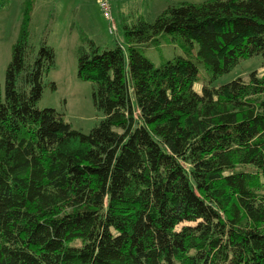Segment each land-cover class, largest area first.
<instances>
[{"label":"trees","instance_id":"16d2710c","mask_svg":"<svg viewBox=\"0 0 264 264\" xmlns=\"http://www.w3.org/2000/svg\"><path fill=\"white\" fill-rule=\"evenodd\" d=\"M32 5L0 93V264H264V74L209 85L264 67V0L169 5L113 48L82 36L78 78L102 114L88 134L38 108L56 55L29 40ZM161 34L197 45L200 94L194 63L139 52Z\"/></svg>","mask_w":264,"mask_h":264},{"label":"rangeland","instance_id":"374dc122","mask_svg":"<svg viewBox=\"0 0 264 264\" xmlns=\"http://www.w3.org/2000/svg\"><path fill=\"white\" fill-rule=\"evenodd\" d=\"M25 1L0 0L1 99L4 97L6 68L10 62L12 46L16 42L21 25V6ZM73 1L83 2L84 5V9L81 12L77 10L75 16L70 13L71 4H73L71 2ZM116 1L121 2L123 0ZM132 1L135 0H126V2ZM158 1L164 11L169 5L180 3L199 4L205 0ZM142 2L146 5L149 0H137L138 5ZM55 7H57V10ZM77 16H79V19ZM78 21L83 22V28L77 25ZM113 22L111 35L108 22L102 18L98 9L97 0H63L62 2L33 0L29 13L27 25L29 40L38 45L41 39H44L46 44L54 49L56 55L54 69L43 78V93L38 108L53 109L57 113L63 114L65 121L74 130L83 134H88L98 125L102 119V114L93 105L94 85L78 78L76 50L81 44L82 36L101 48H113L115 42L123 44L121 24L120 22V25L116 23L114 16ZM158 40L157 45L139 47V52L156 68L177 57L185 58L194 63L199 73L193 89L200 94L201 88L206 85L210 74L205 70L204 65L196 59L197 45L194 43L192 49L185 48L176 34H161L158 36ZM254 70L259 75L264 74V67L261 66L259 57L239 62L229 74L218 78L209 85L219 87L236 78L246 81L248 74ZM51 84L54 85V88L51 87Z\"/></svg>","mask_w":264,"mask_h":264},{"label":"crops","instance_id":"0c3cea01","mask_svg":"<svg viewBox=\"0 0 264 264\" xmlns=\"http://www.w3.org/2000/svg\"><path fill=\"white\" fill-rule=\"evenodd\" d=\"M52 1V0H50ZM57 2H62L63 0H55ZM143 1V0H142ZM111 0L112 4V10H113V16L114 19L116 20V23L118 25L121 24V28L131 25V23L136 19V18H143L144 20L151 22V20H154L158 15L162 13V6H160L158 0H149V2L146 3V5L143 4V2L138 7L139 5L137 4V0L132 1V2H126V0H123L121 2H118L115 0ZM71 8H70V13L71 15H76L77 10L84 9L83 2L80 1H73L71 2ZM57 10V7H55ZM85 13V12H84ZM83 13V14H84ZM79 16H77L78 18ZM79 19V18H78ZM120 22V24H119ZM83 22L78 21L77 25L79 27L81 26L83 28ZM75 26V25H74Z\"/></svg>","mask_w":264,"mask_h":264},{"label":"built area","instance_id":"2783aa9c","mask_svg":"<svg viewBox=\"0 0 264 264\" xmlns=\"http://www.w3.org/2000/svg\"><path fill=\"white\" fill-rule=\"evenodd\" d=\"M98 9L101 13L102 18L108 22L109 33L112 35V28L114 25L113 16H112V7L110 0H97ZM115 30V29H114Z\"/></svg>","mask_w":264,"mask_h":264}]
</instances>
